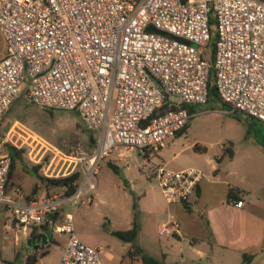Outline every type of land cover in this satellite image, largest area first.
I'll return each instance as SVG.
<instances>
[{
    "label": "built area",
    "instance_id": "obj_1",
    "mask_svg": "<svg viewBox=\"0 0 264 264\" xmlns=\"http://www.w3.org/2000/svg\"><path fill=\"white\" fill-rule=\"evenodd\" d=\"M212 25L217 41L210 61L201 48L211 40ZM0 33L6 42L0 122L25 93L44 108L78 113L99 133L90 167L77 168L78 161L66 166L64 175L81 172L72 195L24 201L20 186L8 187L7 146L21 148L26 127L0 131V208L12 210L20 230L49 223L66 233L60 264H103L101 248L81 238L67 208L96 190L102 159L138 150L154 160L188 124V106L208 103L213 71L232 112L264 121V0H0ZM61 160L62 169V156L56 167ZM155 175L169 204L187 202L204 176L197 168L159 162ZM233 203L241 207L244 201ZM59 213L63 219L55 222ZM178 233L181 222L169 214L159 234Z\"/></svg>",
    "mask_w": 264,
    "mask_h": 264
},
{
    "label": "rangeland",
    "instance_id": "obj_2",
    "mask_svg": "<svg viewBox=\"0 0 264 264\" xmlns=\"http://www.w3.org/2000/svg\"><path fill=\"white\" fill-rule=\"evenodd\" d=\"M216 41L217 34L214 33L212 43L201 48L209 60H212ZM4 51L5 41L0 33V58ZM192 109L193 116L186 130L170 138L154 160H144L139 151L135 150L121 160L118 153H113L99 162L94 178L96 190L92 195L85 196L79 206L67 208L74 212L76 231L87 242L92 245L104 244L116 250L114 242L122 240L110 233L111 223L126 227L130 222L132 226L134 220H137L141 227L140 238L147 248L162 249L166 238L174 234L161 236L158 225L161 221H167L168 209L174 213L176 205L169 204L163 195L155 175L156 163H165L174 169L194 164L207 166L209 158L230 142L239 157L247 156L254 143L264 145V122L252 120L248 132L249 122L243 114L239 111L230 113L227 106L215 97L207 104L193 105ZM1 122L3 131L16 125L26 127L27 131H21L22 134L18 135L23 146L16 151L13 181L23 184L29 190L39 183L29 169L38 167V173L46 177L63 176L66 166L72 163L69 169L72 168L75 161H78L77 168L88 169L89 158L98 147L92 138L98 139L99 133L89 129L76 112L42 108L28 101L25 93L13 103L12 109L4 114ZM37 140L44 142L48 148ZM60 156L66 161L62 169L60 166L64 160L56 167ZM10 185L15 186L11 178ZM44 186L36 193L32 190L27 197L32 199L65 194L64 187L52 188L48 193ZM11 216L10 208H0V264H23L30 247L27 240L21 239L20 243H16L14 231H11V236L2 231L4 222L10 220Z\"/></svg>",
    "mask_w": 264,
    "mask_h": 264
},
{
    "label": "crops",
    "instance_id": "obj_3",
    "mask_svg": "<svg viewBox=\"0 0 264 264\" xmlns=\"http://www.w3.org/2000/svg\"><path fill=\"white\" fill-rule=\"evenodd\" d=\"M5 53L6 42L2 57ZM218 101L227 106L230 113H236L222 100ZM12 107L13 104L10 108ZM241 113L245 117V113ZM0 131H8H3L2 122ZM225 146L233 150L232 157L224 154ZM7 151L10 153L11 146H7ZM207 164L185 167L200 169L204 176L187 202L174 204V213L171 209L167 211L166 218L173 214L180 220L181 233L168 236L162 249L150 250L140 238V227L137 244L146 253L162 260L163 264H242L244 253L255 254L250 264H264V145L254 143L247 156L239 157L230 142L210 157ZM13 172L11 183L21 185L27 197L33 187L29 190L23 184L14 182ZM230 191L235 192L237 197L229 196ZM238 200L244 201L241 207L233 203ZM164 222L165 220L159 223V229ZM129 224L121 227L112 222L110 233L113 230L129 229L132 227L131 222ZM50 228L51 236L46 242L53 238L56 243L50 245L48 252L40 256L36 264H60L62 260L68 235L54 230L51 226ZM31 229L20 230L11 216L10 220L4 222L2 231L10 236L11 231H14L16 243H20L21 239L28 241ZM80 236L87 242L82 234ZM114 243L116 250L104 244L93 245L101 248L103 264H143L141 257L129 254L130 242ZM33 250V247L29 248L27 254ZM26 257L27 255L24 261Z\"/></svg>",
    "mask_w": 264,
    "mask_h": 264
},
{
    "label": "trees",
    "instance_id": "obj_4",
    "mask_svg": "<svg viewBox=\"0 0 264 264\" xmlns=\"http://www.w3.org/2000/svg\"><path fill=\"white\" fill-rule=\"evenodd\" d=\"M211 29H212V33H211V40H210L209 44L212 43L213 34L216 33L213 25H212ZM214 51H215V47H214V50L212 53V60H210V61L214 60ZM212 97H215L216 99L221 100V98L218 94V91L216 89V86L214 84V71L212 72L210 79H209V99ZM188 108L190 111L193 110L192 107H190V106H188ZM235 112H237V111H235ZM245 118L247 119V122H249L248 123V125H249L248 126V132H250L251 121L256 119V118L253 116H250L248 114H245ZM186 127H187V125H186ZM186 127L181 132H179L178 134L183 133L186 130ZM92 140L94 143H98V139L92 138ZM20 149L21 148L11 146L10 155L12 157V162H11V169H10V174H9L8 187L10 186V178L12 177V172L15 168V162H16V158H17L16 151H19ZM224 154H227L230 157H232L233 156V150L230 147L225 146ZM111 165L114 169H117V166L115 164L111 163ZM28 171L33 172L39 180V183H36V185L33 188L34 193H36L41 188L42 185H45L44 187L47 189L48 193L51 191L52 188L64 187L65 188V195L70 196L76 191L77 186H78V182L81 178V172L80 171H76V172H73L71 174L58 176V177L43 176V175L38 173V167H33V168L29 169ZM229 196L237 197V194L233 191H230ZM26 198H27V201L31 200V198H28V197H26ZM60 216H62V213H59V214L54 216L55 222L61 221L62 217H60ZM31 228H32L31 229V237H39V236L42 237L43 235H45V233L47 231L51 230L49 223L34 224ZM139 229H140V225H139L138 221L134 220L131 228L126 229V230H113L112 234L114 236L118 237L119 239H121L122 241L130 242L131 243V249L129 250V254L131 256L141 257L143 264H163L162 260L146 253L143 250V248L137 244L136 240L138 237ZM52 243H56L53 238H50V240L48 242H45L43 244L31 243V245H30V247H28V249L33 247L34 250L31 253L27 254L26 260L24 261L23 264H36L39 257L45 255L48 252V249ZM254 257H255V254H253V253H244L242 264H250L251 261L254 259Z\"/></svg>",
    "mask_w": 264,
    "mask_h": 264
},
{
    "label": "water",
    "instance_id": "obj_5",
    "mask_svg": "<svg viewBox=\"0 0 264 264\" xmlns=\"http://www.w3.org/2000/svg\"><path fill=\"white\" fill-rule=\"evenodd\" d=\"M50 236H51V231H47L45 233V235H43L42 237L41 236H39V237H30L28 239V241H27V244H28V246H30L31 243H36V242H38V243H40V242L45 243L47 241L48 237H50Z\"/></svg>",
    "mask_w": 264,
    "mask_h": 264
}]
</instances>
